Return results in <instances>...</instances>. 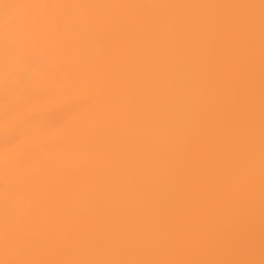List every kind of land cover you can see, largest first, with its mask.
<instances>
[{
	"label": "bare ground",
	"instance_id": "1",
	"mask_svg": "<svg viewBox=\"0 0 264 264\" xmlns=\"http://www.w3.org/2000/svg\"><path fill=\"white\" fill-rule=\"evenodd\" d=\"M0 264H264V0H0Z\"/></svg>",
	"mask_w": 264,
	"mask_h": 264
}]
</instances>
